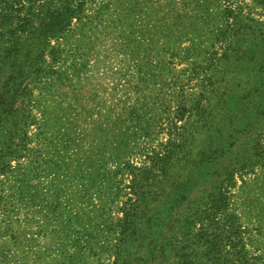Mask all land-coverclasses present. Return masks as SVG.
<instances>
[{
  "label": "rangeland",
  "instance_id": "obj_1",
  "mask_svg": "<svg viewBox=\"0 0 264 264\" xmlns=\"http://www.w3.org/2000/svg\"><path fill=\"white\" fill-rule=\"evenodd\" d=\"M48 1L0 60V264H264V0Z\"/></svg>",
  "mask_w": 264,
  "mask_h": 264
},
{
  "label": "trees",
  "instance_id": "obj_2",
  "mask_svg": "<svg viewBox=\"0 0 264 264\" xmlns=\"http://www.w3.org/2000/svg\"><path fill=\"white\" fill-rule=\"evenodd\" d=\"M57 1L59 0H55L54 2ZM22 3V1H19L18 7L15 11L16 18L18 19L15 26L16 29L14 32L8 31L5 35L0 36V47L2 46L4 51H6L5 48L7 45L10 46L13 51H9L8 54L6 56H2L0 60L3 65H6L8 62H11L10 60L13 62V59L10 58L12 53H22L23 61L20 64L33 69L42 62L45 54L43 48L48 43V40L53 38L47 35L48 28L50 26L49 22L46 20L49 1L36 0L34 5L29 7L27 10L24 9ZM36 3H38L39 6H36ZM3 21L5 26L8 19L4 16ZM20 59L21 57H15L14 55V63L18 62ZM163 226L162 230L158 233V236L161 235V241H165L166 238L165 233H163L165 223H163ZM167 228L171 234H175L173 233L174 228L171 223H169ZM183 237H187V235H183ZM167 244L168 245H165V247H162L161 245L156 244V241L154 240L153 245L148 247V255L146 256L147 261L145 264H166L167 261L164 260V258L172 253H175L174 255L177 258L175 261L176 263L174 264H198L193 249L192 254H189L187 251L188 253L186 252L185 256H183V247L177 248L178 245L173 244L172 240H170ZM204 258L205 257L202 256L199 263L206 264V262H204ZM161 259H163V262L158 263Z\"/></svg>",
  "mask_w": 264,
  "mask_h": 264
}]
</instances>
